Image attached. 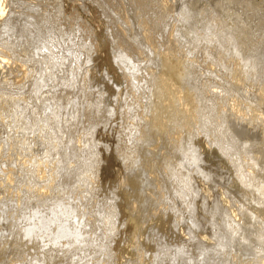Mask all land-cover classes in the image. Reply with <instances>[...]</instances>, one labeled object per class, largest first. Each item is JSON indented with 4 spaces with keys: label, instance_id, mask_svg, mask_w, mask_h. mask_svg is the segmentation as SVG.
I'll use <instances>...</instances> for the list:
<instances>
[{
    "label": "rangeland",
    "instance_id": "rangeland-1",
    "mask_svg": "<svg viewBox=\"0 0 264 264\" xmlns=\"http://www.w3.org/2000/svg\"><path fill=\"white\" fill-rule=\"evenodd\" d=\"M44 1H42L43 5L49 6L47 8L50 16L48 19L49 22L55 25L61 37L68 38V43L64 45L65 51L69 50L81 55L79 68L82 70V73L86 72L85 76H83V79L86 80V94L79 99L78 106H81L82 109L79 113L80 117L79 114L75 115L79 120V122H76L72 120L73 116L71 109L73 107V103L71 104V102L74 95L72 93L70 95L69 93H64L61 91V87L56 85L57 78L62 73V64L69 65L68 61L60 56H50L49 62H46L45 57L42 55V50L30 59L25 57H23V59L21 58V60L26 59V62L29 63L27 66L30 67L32 74L27 76L24 80L18 78V84L29 85L28 82L31 84L34 78L37 79V68H54L52 76H45L46 84L44 86H35V88L33 84L32 88L29 90L32 94L31 96L36 98V108L39 106L41 107V105L48 100H50V108L46 111V115H40L43 114L41 111L42 107L38 109V113L36 114L31 112L30 118H32V123L26 120L23 122L16 115V113H21L19 109L22 108L21 105L19 106V104H17V102H21L19 101L20 97H16L18 99H16L15 105L19 107H15L11 123L10 119L4 120L3 123L0 122L3 126L0 128V200H4L8 195L12 197L13 195L29 196V199L32 197L31 195L34 196V192H29L26 187L27 183L34 182L32 180V171L34 172L33 166L40 162L45 165L44 167L48 170L47 176L40 182L36 181L34 183L36 185L39 183L42 187L49 185L51 190L48 195L54 196L56 200L66 203L75 209L74 213L77 214V218H73L74 224H80L85 230L83 233L85 238L81 240L76 248L74 245H70L68 241H62L61 245L63 246L57 247V252L53 254L50 264H69L68 260L74 258L73 254L75 252H82V254H85L89 264H171L177 261L178 263L176 264H264V212L260 213L261 209L264 208V141H262V129L255 126V129L251 128L252 131L255 132L254 134H246L243 132L241 136H239L240 139L237 136L238 132H231V129L226 131L225 134L221 133L222 131L220 133L217 131L218 126L224 128L226 122L228 120L230 121L229 117L231 116L227 113V109L232 108L230 105H233L235 101L241 102H237L235 105L237 104V106L241 108L243 106L242 110H244L247 115L244 118L247 120L250 118L251 120H249L252 121V123L255 122V125H258L261 119V113L264 115V91H258L256 93L254 91L256 89L264 90V67L259 68L253 63H247L248 59L246 58V60L244 56H241L244 59L240 58L239 51L230 49V42L227 40H216L213 32L214 29L211 28L212 30L210 29V32L208 31L207 34L201 35V44L192 40L195 36L192 31L185 32L186 35L184 33L181 42L174 43L176 48L174 47L175 49L172 54L176 52L174 54L175 58L182 57L183 60L188 58L193 61L196 59L194 61L195 63H192V66L189 68L192 72L193 81L189 83H180L181 90H184L177 102L178 108L188 113L190 128L187 125L185 128L179 126L180 129L177 128V126H169L165 129L167 134L166 138L170 139L173 134L180 133L179 138H182L180 144L183 143V145H181V147H183L181 150L184 153V168L181 169L180 166L176 165L175 172L177 173H175V177L171 179V175H169V178H167L170 182L172 180L174 181L172 184L174 188H176L175 193L173 195L165 193V195L160 198L158 185L159 182H161L159 180H162V178L161 176H155L153 185L149 188L150 190H145L147 191L145 194L149 193L148 195H151L153 193L154 196L156 195V198L158 197L160 199L151 202L143 208L140 200L134 199L132 196V194L134 195V189L129 187L126 183L129 176L147 177L146 172L142 174L139 173V170L134 166L135 164L132 163L131 160L133 155L136 154L137 147L140 146L139 143L143 144L142 140H145L138 134V130L133 131L136 128L135 123L139 125L142 124L140 127L141 129L143 126L146 130L149 129V123L147 126L144 125V119H151V117L148 116L150 97L148 98L149 92L147 89H138L134 86V83H140L138 81H141V79L143 81L145 78V80H154V82H159L158 80H160V78L162 80L169 79L168 76L160 71L159 67H156L158 66L157 60L152 62L149 58L154 55L157 57H165L167 53H170L168 50L170 43L168 39L164 40V38H167L166 31L168 29V27H165V24L167 22L171 24L174 21L175 25L178 26L179 23L176 19L180 10L179 7L181 4L188 3L194 12L199 13L203 11V13L208 16L205 14L203 15L210 17V19L211 16L215 18V15L218 16L220 14L221 16L219 15L220 17H217L219 20L216 19L220 23L222 21V25H225L226 21H233L234 24L232 25L234 27L229 26L228 28L231 29V31L234 29L237 31L239 30L237 28H241L243 25L245 28L250 25V34H248V29L244 27L241 29V31H246L245 34H247V36L249 35L248 39L252 37V39L248 41L245 35V42L248 44H244L250 47L248 46L250 43L256 44L261 40L262 45L260 48L264 49V0H253L255 1V3L253 2L254 5H251L252 0H247V2L246 0H237V4L235 0V5L238 7H235V13L233 12L234 10L232 11L235 6L233 5V0V3H229L230 7L233 6L231 7L232 9L230 8L231 13H229V11L227 12L228 9L224 11L226 8L225 6H227L226 4H228L230 0H168L169 4L174 6L170 14H166V12L164 13L162 10L161 5L163 0H146V2L148 1V8L146 10H133L134 8L131 10L127 4V0H123V2L122 0H48L49 4H47L46 0ZM242 2L243 5L240 6ZM19 3L21 2L19 1ZM261 3L263 6H261L262 10L259 6ZM117 4H126V8H120L119 13L115 11ZM149 6H151V8H149ZM216 6L217 9L221 7L223 10L220 8L218 9L220 11L217 12V9H214ZM223 6L225 8H223ZM239 6L242 8H239ZM244 6L251 7L253 10L245 8ZM254 6L260 9L258 10L259 12L263 11L260 12L263 14L260 15V13L255 10L256 8H254ZM139 10H143L145 13ZM221 10L224 12L221 13ZM254 10L257 12V16ZM110 11L111 13H109ZM237 11L240 12L238 13ZM253 11L255 16L252 14ZM116 12L119 15H117ZM232 13L234 15H232ZM240 13L241 15L243 13V15L240 18V22H238V17L241 16L239 15ZM147 14H149V16ZM124 15H126V17ZM132 15H134V17ZM228 15L229 17L230 15L234 16L232 18H235V21H231L230 19L232 18L230 17L229 19ZM250 16L253 17L254 21H251ZM161 17L163 20H161ZM221 18L223 19L221 20ZM245 18L250 19L249 22L251 21L254 24L249 22L244 23L242 20L246 21ZM127 19L129 23L126 22ZM261 19L262 21H260ZM121 20L122 22L124 20V23L126 22L125 25L120 23ZM236 21L238 22L237 24H235ZM246 23L247 25H245ZM154 26H156L157 29ZM131 28L132 31L130 30ZM161 28L163 30L162 32ZM113 31H117L120 34L125 33L122 35L125 38V42L128 40L127 42L130 43L128 44L132 46L131 48H134L133 53L136 55L138 54V58H141L138 59L137 56H135V59H128L126 55L124 56L122 47L118 45V42L115 41L113 37ZM17 37L13 36L11 40L14 41ZM75 37L77 38L75 43H69V39H74ZM204 37L207 38L204 39ZM209 45H211V47ZM251 46L253 48L254 44ZM252 48L250 47V49ZM211 49L212 51H218L220 54L219 56L223 57L221 58L223 60L220 62L211 60L209 58L210 53L208 52V50L211 51ZM119 51H122V55ZM29 53L34 55L30 50ZM250 53L251 51H246V54ZM122 58L124 59L122 60ZM130 60L133 66L134 64H138L136 67L137 69L140 65L138 69L139 72H136L138 77L137 80L135 77L127 75L131 70L121 69L123 66H127V64L131 65L130 62L126 63V61ZM133 60L136 61V63H134ZM235 62L237 67L234 64ZM184 65H186V62H184ZM179 67H181L180 70L183 69L181 62ZM253 67L256 68L254 69ZM261 70L262 74H260ZM0 72V86L4 85L3 81L7 78L16 75L20 76L16 72L12 73L8 70L0 69ZM125 76H129L128 79ZM81 77L82 75L80 74L79 79H81ZM129 80L130 83H128ZM47 82L49 86H47ZM184 84L185 86H183ZM141 85L142 84H139L138 86ZM18 86L19 85H17V87ZM191 86H194V91L190 89L192 88ZM17 87L14 86L13 89ZM189 89L191 92L188 91ZM188 93H190V96ZM190 97H192V99ZM44 99L47 100L41 103ZM27 100L28 104H30V99L28 98ZM210 101H213L214 104L217 102V104H215L217 106L223 105V111H217V108L207 111L205 104ZM128 104H133V107L136 106L135 110H130V112L127 113ZM1 105L0 103V106ZM225 105L229 106L226 107ZM98 106L100 109H97ZM251 107L252 110H254L253 112L250 111ZM102 108L108 112L105 114L106 117L104 114L98 117L99 112L97 110H102ZM135 111L141 113L142 121L137 118L138 115L135 114ZM3 112L4 114H2L4 117L6 115L4 109ZM254 112L259 115V118L258 115L256 117ZM197 114L199 115L200 122L205 121L204 129L201 123L197 124L196 122L198 119ZM25 116H23V119ZM102 116L104 118H102ZM186 122L188 124V120ZM29 123H31V126L27 125ZM25 124L27 127L23 128ZM65 124H70V126H72L73 131L69 134L64 132L68 129ZM232 124L234 123L230 122L229 126ZM189 129L192 131L191 133H193V136L190 135ZM235 129L239 131L240 127L235 125ZM129 132H131V135ZM134 137H137V141ZM140 137L141 139L139 140ZM79 138H81L82 143H86V149L95 143L94 146L96 147V151L98 150L91 156L86 153V160L81 158V162L79 159L75 158V148L79 146ZM244 138H250V140L245 141ZM56 140L60 141L61 149L69 148L72 150L71 155L67 154V157L63 159L57 152L58 149H56V147L58 141ZM186 140H189L190 144L187 143L189 146L186 144ZM219 140L222 141V145H220ZM156 143L157 139L150 141V146L148 145V147L150 149L156 147L162 156L166 155V150L161 149V146ZM32 150L35 155L31 157L30 153ZM138 153H141L140 148L138 149ZM128 155H130V157ZM256 157H260L259 160H257ZM39 158L41 159L39 160ZM252 158H255L257 161L255 166L250 164L253 162V160H251ZM96 163H98V165ZM169 164L171 166L172 162ZM161 165H163L162 168H164V166L168 164L163 163ZM97 166H99V168ZM8 167L13 169V174L15 175V180L12 181L13 183L6 181V175H8L6 173L12 171L8 169ZM63 168L70 171V173L65 174L66 177L69 176L66 179V186L60 187L57 184L58 181L52 184L51 176L53 174L57 176L59 171ZM160 168L157 171L158 175L161 173ZM170 169L171 168H169V170ZM97 170H99V172ZM27 171L29 176L26 175ZM96 171L97 177H95L93 173ZM251 172L257 174L256 181L248 179L250 184H246L241 178V175L244 177L246 173L250 174ZM171 173L172 171L167 172V174ZM246 177L249 178V176ZM80 181L84 184H79ZM236 181L239 188L234 185ZM162 185L164 186L163 182ZM80 186H82V188ZM83 187L91 191L93 190V196L91 197L94 204L102 208H111V212H116L117 215L115 216L116 220H114V222L109 219H105L101 222L100 216L102 213H98L97 218L93 216L95 212L93 213L90 208L88 210L86 207L87 202L81 199V195L85 194V188ZM183 192L185 193L182 194ZM109 195L110 199L108 197ZM112 198H114L113 201ZM115 203L118 208L117 210L112 209V205ZM133 203H135L134 205L141 212L140 217L134 215L135 210H133ZM12 215L13 212L9 213L7 218L11 219L13 217ZM93 219L96 222L94 225H91L93 226L91 227L88 225V221ZM3 223L4 222L0 219L1 228ZM16 230L17 228H15V232ZM95 235L100 236L97 240L98 246H94V244L90 243V238H93ZM105 235L108 237L110 236L111 239L106 240L108 237ZM110 240L112 242L109 246L108 241ZM16 243L17 241L14 236L9 235L6 231L0 234V248L5 249V252L0 255L1 264H33L31 261L33 259L32 255L35 252L42 251L41 249L45 252L50 250L47 241L43 242L46 244L45 246L41 244V247L36 248L35 251L28 250L26 247L24 250H20ZM164 246L167 248L162 250L161 248ZM174 248H178L180 251L175 253L173 252ZM30 252L32 254L29 255ZM174 259H176V261H174Z\"/></svg>",
    "mask_w": 264,
    "mask_h": 264
},
{
    "label": "bare ground",
    "instance_id": "bare-ground-1",
    "mask_svg": "<svg viewBox=\"0 0 264 264\" xmlns=\"http://www.w3.org/2000/svg\"><path fill=\"white\" fill-rule=\"evenodd\" d=\"M19 1L21 3H19ZM42 1H44V0H0V69L1 70H8V71H10L12 73L16 72L17 74L20 75V76L16 75L14 77L9 75V76H11V78H7L5 81H3L4 85L0 86V103L2 104L0 106V117H1L0 118V120H1L0 122H2V123L6 119H10V123H11V120H12V117H13V111L15 112V107L18 106V105H15V102L17 101L16 99H18L16 97H20L19 101H21V102L20 103L17 102V104H19V106L20 105L22 106V108L19 109V110H21V113H19V114L16 113V115L23 122H25L24 120H26L27 122H31V119H32V118H30L31 117V112L33 114L34 113L36 114V113H38V109H40L41 107H42L41 111H42L43 114H40V115H46V111L49 110V108H50L49 107L50 106V103H49L50 100L45 102V100H47L48 98L44 99L43 101H41V103H44V102L45 103L42 104L41 107L39 106L38 108H36L35 107L36 106V104H35L36 103V98H33L31 96L32 94H31V92L29 90L32 88L33 84H34V87L35 86L36 87L44 86L46 84L45 76H47V75H51L52 76L53 69H54L53 67H52V69L50 67H49V69H47V68L46 69H40V68L34 67V68H37L36 71H37L38 78L37 79L34 78V80H33V82L31 84L28 82L29 85L18 84L19 81L17 80L18 78H21V80H24L27 76L32 74L30 67L27 66L29 63L26 62V59L25 60H21V58L23 59V57H25L27 59L28 58L30 59L31 57L37 55V53L39 51H41V50L43 51L42 55L45 57V61L46 62H49V57L50 56H54V57H59L60 56V57H63L64 59H66L68 61L69 65L62 64V73L57 78V84L56 85L60 86L61 87V91H63L64 93H69V95L72 93L74 95L72 97V102H71V104L73 103V105H72L73 107L71 108L72 109V116H73L72 120H75L76 122H79L77 116H75V115H78L80 113V110L82 109L81 106L80 107L78 106L79 99H80V97H83L86 94V89H87V86L85 87V84H86L85 81L86 80L83 79V76H85L86 72L82 73V70L79 68L81 55L80 54H76V53H74L72 51H69V50L65 51L64 45L66 43H68V41H67L68 38L67 37H64V38L61 37L59 32L57 31L55 25L53 23L49 22L48 19L50 18V16H49V13H48V10H47V8L49 6H46L45 4L43 5ZM46 1H47V4H49L48 0H46ZM122 2H123V0H122ZM147 2H146V0H127V4H128V6H129V8L131 10L133 8H134L133 10H135V9L136 10L137 9L146 10L148 8L147 7ZM230 2H232V0H230L228 2V4H226L227 5V6H225L226 8L223 6V8H225L224 11H226L228 9L227 12L229 11V13H231V9H232L231 7H233V6H231V7L229 6ZM233 2H234L233 5H235V0H233ZM246 2H247V0H246ZM253 2L255 3V1L252 0L251 1V5L253 4ZM236 4H237V0H236ZM24 5H25V7H24ZM193 5H194V3H193ZM242 5H243V2L241 3L240 6H242ZM240 6H239V8H242ZM259 6H260V8L262 10V7H263L262 3ZM124 7L126 8V4L125 5L117 4L116 7H115V11L119 12V9L120 8H124ZM161 7H162V10L164 11V13L166 12V14H170L171 13V9L174 8L173 5L169 4L168 0H163ZM190 7L191 6L188 3H186V4L184 3V4L180 5V7H179L180 10L178 12V16H177V19H176L177 22L179 23L178 26L175 25L174 21L171 24H169L168 22L166 23V21H165V23H166L165 27L166 28L168 27V29L166 31L167 32V34H166L167 38L166 39L164 38V40L168 39V42L170 43L169 46L167 45L168 46V50H169L170 53H167V55L165 57L164 56L163 57H157L156 55L149 57L150 60H152V62L157 60V62H158L157 65L158 66H156V67L157 68L159 67L160 71H162V73L164 75L168 76L169 79L168 80H162L160 78V80H158L159 82H154V80L153 81L145 80L146 79L145 78L143 81H142V79H141V81L139 80L138 82H140V83H134L133 82L134 86H136V88H138V89H142V88L147 89L148 92H149V93L147 92L148 95H149L148 98L150 97L149 98L150 103H149V106H148V111H149L150 115L148 114V116H150L151 119L150 120H148L149 118L148 119H144L145 124L142 122L146 126L149 123V129L146 130V128L144 126H143L144 129H143V127L141 129L140 127L142 126V124L139 125L138 123H135V127L136 128L133 131L138 130V132H139L138 134H140V136H142V138H144L145 140L144 141L142 140L143 144L139 143V141H138L140 146H138L137 148L138 149L140 148L141 153H138V149H137L136 150V154L133 155L132 160H131L132 163L135 164L134 166L137 167V169L139 170V173L142 174V173L146 172L147 173V177H143V176H138V177H134L133 176V177H131V176H129L127 178V180H126L127 185H129V187H132L134 189L133 190L134 191V195L131 192L133 198L137 199V200H140L143 208H145L151 202H153L155 200H158L161 197H163L165 195V193H167L169 195H173L175 193V189H176V188H174V186L172 184L174 181L172 180L170 182L167 178H169V175H171V179L175 177L174 175H176L175 173H177V172H175L176 165L180 166L181 169L184 168L183 167L184 153L181 150V148H183V147H181V145H183V143L180 144L181 141H182V138H179L180 133L179 134H176V133L173 134V136L169 139V138H166L167 134H166L165 129L167 127H169V126H171V127L172 126H175V127L177 126V128H179V126H180L182 128H185V126H187V125L190 128V125H189L190 122H189V119H188L189 115H188V113L185 110L178 108V105H177L178 103L177 102L180 99V95L182 94V92L184 90V89L181 90L180 83L181 82H188L189 83V82L193 81L192 72H191V70L189 68H190V66H192V63L193 64L195 63L194 61L196 59L193 61L192 59L189 60L188 58L186 60H183L182 57L175 58L174 54L176 52L172 54V52L176 48L174 43L179 42V41L181 42V39H183V37H184V33L187 32V31H192L195 34L194 38L192 37L193 38L192 40H194L197 43L201 44L200 43L201 42L200 41L201 35L202 34H207L208 31L212 28V29H214L213 32H214L215 39L216 40L217 39H221V40L224 39L225 41L227 40L228 42H230V49L239 51L240 58H242L244 56L245 59L246 58L248 59V60L246 59L248 61L247 63H250V64L253 63V64L257 65L259 68H263L264 67V65H263V61H264V53H263L264 51L263 50L264 49L260 48L261 45H262V41L259 40V41H261V42H259L257 40L258 42L256 44L253 43L254 44L253 48L251 46L253 44L250 43L248 45V46H250L252 48V49H250V47L246 46V44H248V43L245 42V37L247 36V34H245L246 31H244V30L241 31V29H243V27L245 28L244 25L241 26V28L240 27L239 28L236 27L237 29H239L237 31H235V29L232 30V31H231V29H228L229 26L231 27V26H233L232 24H234L233 21H232V20L235 19V18H232L234 16L230 15V17L232 18V19H230L229 15H228L229 19L232 22H227L226 21L225 25L223 24L224 25L223 26L222 25V21L220 23L218 21L219 18H217V17L221 16L220 14H219L220 16L219 15L218 16L215 15V18H213L211 16V19H210V17H207L208 16L207 14L203 13V11L197 13V12H194ZM235 7H236V5L233 7L232 11L235 9ZM244 7L245 8H249V7H246V6H244ZM111 8H113V7H111ZM149 8H151V6H149ZM220 8H218V9H220ZM236 8H238V7H236ZM254 8H256V7L254 6ZM105 9H106V7H105ZM214 9L216 10L217 6ZM218 9H217V12L220 11ZM249 9H251V7ZM106 10L108 11V9H106ZM143 10L142 11L139 10V11L143 12ZM236 10H239V9H236ZM245 10H248V9H245ZM251 10H253V9H251ZM255 10L258 11L260 9L256 8ZM224 11H222L221 13H223ZM254 11H253L252 14L255 16ZM263 11H264V8H263ZM263 11H260V12H263ZM117 12H116V14H117ZM233 12L235 13V10ZM109 13H111V11ZM143 13H145V12H143ZM213 13H215V12H213ZM116 14H114V15H116ZM203 14H205L207 16H205ZM261 14H263V13H260V15ZM117 15H119V14H117ZM147 15L149 16V14H147ZM223 15H226V14H223ZM232 15H234V14L232 13ZM236 15H237V13H236ZM239 15H241V13ZM242 15H243V13H242ZM242 15L238 17L239 21L236 18V20L238 22H240V18L242 17ZM121 16H122V14H121ZM121 16H120V18H121ZM124 16L126 17V15H124ZM132 16L134 17V15H132ZM256 16H257V12H256ZM262 16H260V17H262ZM244 17H243V19H244ZM113 18H114V16H113ZM246 18H247V16H246ZM246 18H245L246 21L242 20L244 23L245 22H249V20H250V19H246ZM222 19L223 18H221V20ZM226 19L228 20L227 16H226ZM161 20H163V18ZM252 20L254 21L253 17H251V21ZM256 20H255V22H256ZM237 21H236L235 24L238 23ZM251 21L249 23H253ZM260 21H262V19ZM126 22L129 23V20L127 19ZM120 23L121 24L123 23L125 25L124 20H123V22L121 20ZM163 23H164V21H163ZM260 24H262V23H260ZM245 25H247V23ZM238 26H239V24H238ZM249 26L250 25H248L247 28H245V29H248V34H250L249 33ZM154 27H156V26H154ZM156 29H157V27H156ZM130 30L132 31V28ZM152 30H153V28H152ZM19 31H20V33H19ZM162 31L163 30L161 28V32ZM258 31H260V30H258ZM127 32H129V31H127ZM158 33H156V34H158ZM112 34H113V37H114L115 41L118 42V45L120 47H122L124 56L126 55L128 57V59H135V56H137V58H138V54L136 55V54L133 53V49L134 48H131L132 46L129 45L130 43L127 42L128 40L125 42V38L122 36L125 33L120 34L117 31L116 32L113 31ZM160 34H162V33H160ZM164 34H165V32H164ZM188 34H189V32H188ZM262 34H263V32H262ZM129 35H130V33H129ZM185 35H186V33H185ZM13 36H16V37L18 36V37L15 38L14 41H13V40H11V38ZM248 36H247L246 39H248ZM160 37H163V36H160ZM209 37H213V36H209ZM206 38L204 37V39H206ZM249 39H252V37L249 38ZM249 39H248V41H249ZM15 40H17L18 42L15 41ZM76 40H77L76 37L74 39H69V43H73V42L75 43ZM162 40H163V38H162ZM130 42H131V40H130ZM254 42H256V41H254ZM244 43H246V44H244ZM209 46L211 47V45H209ZM204 48H206V47H204ZM216 48H218V47H216ZM219 49H220V47H219ZM246 49H248V50H246ZM29 50L34 55H31L29 53ZM246 51H251V53L250 54H246ZM208 52L210 53L209 54V58L211 60H215L217 62H220L221 60H223V59H221L223 57L219 56L220 54L218 53V51H216V50L212 51V49H211V51L208 50ZM118 55H120V54H118ZM121 55H122V53H121ZM140 56H142V55H140ZM139 58H141V57H139ZM123 59L124 58H122V60ZM145 59H147V58H145ZM225 59H226V57H225ZM242 59H244V58H242ZM122 60H120V61L123 62ZM127 62L131 63V60L130 61H126V63ZM180 62L182 64V66H183L182 70H180L181 67H179ZM184 62H186V65H184ZM134 63H136V61H134ZM137 63H139V62H137ZM59 64H61V63H59ZM234 64L236 65V62ZM73 65H75V66H73ZM235 65H232V66H235ZM137 66H138V64H134V66H133L132 63H131V65L127 64V66H123L121 69L131 70L130 73H128L127 75H129L130 77H135V79L137 80L138 77H137V73L136 72H139L138 69L140 68V65H139L138 69L136 68ZM236 67H237V65H236ZM253 68L255 69L256 67H253ZM261 72H262V70L260 71V74H262ZM8 74H10V73H8ZM80 74L82 75L81 79H79V75ZM125 77H127V76H125ZM128 77H127V79H128ZM152 82H153V84H152ZM128 83H130V80H129ZM80 84H82V85H80ZM139 84H142V85L138 86ZM185 84L183 86H185ZM17 85H19V86L17 87ZM14 86H16L17 88L13 89ZM47 86H49L48 82H47ZM8 87H10V88H8ZM191 87L192 88H190V89L192 91H194V89H195L194 86H191ZM182 88H185V87H182ZM187 88H188V86H187ZM190 89L188 91H190ZM258 91L259 92H263L264 90L263 89H256L254 92L256 93ZM140 93H142V92H140ZM142 94H144V93H142ZM189 94L190 93H188V95ZM191 94H193V93H191ZM137 97H138V95H137ZM192 97H193V95H192ZM192 97H190V98L192 99ZM28 98L30 99L29 100L31 102L30 104H28V102H27ZM141 98H142V96H141ZM194 98H196V97H194ZM230 101H232V100H230ZM97 102H99V101H97ZM97 102H96V104H97ZM140 102H141V100H140ZM188 102H189V100H188ZM237 102L238 101H235V103H237ZM132 103H135V102H132ZM219 103H218V105H219ZM235 103L233 105H230V106H232V108H228L227 109V113H229L230 116H231V117H229L230 121L228 120L226 122L224 128L218 126V128H217L218 130L217 131H219V133L222 131L221 133L225 134L226 131H229L231 129V132L232 131L238 132L237 136L239 138V136H241V134L243 132L246 133V134H248V133L254 134L255 132H253L251 128L255 129V126H257V128H261L262 129V133H263L262 141H264V115L261 113V115H260L261 119H260L258 125H255V122L252 123V121H250L251 120L250 118H249L250 120L249 119L247 120V119L244 118L247 115H246L245 111L242 110L243 106L241 105L242 106V108H241V107L237 106V104L235 105ZM238 103H241V102H238ZM90 104H92V103H90ZM215 104H217V102ZM215 104L213 103V101L212 102L211 101L210 102H206V104H205L206 110L207 111H211V110L217 108L218 109L217 111H220V112L223 111V109H222L223 105L222 106H220V105L217 106ZM133 106L134 105L132 104V105H129V107H127L128 108L127 109V113L130 112V110H135L136 106L135 107H133ZM228 106H226V107H228ZM17 108H16V110H17ZM103 108H105V107H103ZM103 108H102V110H97L99 112V113L97 112L98 113V117H100L102 114L105 115L106 113H108L105 110L106 108L105 109H103ZM3 109L6 112V115L4 117H3V114H4ZM25 109H26V112H25ZM97 109H100L99 106H98ZM245 110H246V108H245ZM250 111H252V112L254 111V110H252V107H251ZM254 113H251V114H254ZM135 114L138 115L137 118H139L140 120L142 119V116H141L140 112L135 111ZM202 114H204V113H202ZM22 115L23 116L26 115L24 117V119H23ZM255 115L257 117L258 114L255 113ZM201 116H204V115H201ZM79 117H80V114H79ZM105 117H106V115H105ZM248 117H250V116H248ZM102 118H104V117L102 116ZM251 118H252V116H251ZM258 118H259V115H258ZM254 119H255V117H254ZM254 119H253V121H254ZM257 119H256V121H257ZM133 120H135V119H133ZM187 120H188V124L186 122ZM196 122H197V124L201 123L202 128L203 129L205 128V121L200 122L199 121V115H198V119L196 120ZM230 122H233L234 124L229 126ZM31 123H29L27 125L31 126ZM27 125L25 124V126L23 128H26ZM235 125L240 127L239 131H237L235 129ZM1 126H2V124L0 123V128H1ZM65 126H67V128H68L67 130L64 131L65 133L69 134L70 132L73 131L72 130V126H70V124H65ZM64 129H65V127H64ZM149 131H151V132H149ZM188 131H189L190 135L193 136V133H191L192 131H190V129ZM93 132H94V130H93ZM174 132H175V130H174ZM130 133L131 132H129V134ZM168 133H169V131H168ZM257 133H259V132H257ZM130 135H127V136H130ZM136 138H135V140H136ZM140 139H141V137L139 138V140ZM155 139H157V143L156 144L161 146V149H163V150L165 149L166 150V155H163L164 157L160 154L159 150L156 149V147L154 149H150L148 147L150 141H153ZM251 139H253V138H251ZM246 140H250V138H246L245 141ZM56 141H58V140H56ZM78 142H79V146L75 148V151H76L75 152V158L79 159L80 162H81V160H80L81 158H84V160H86L85 157L87 156V154L89 156L95 154V151H96V147L94 146L95 143L92 146H90L89 148L86 149L85 148L86 143L85 142L82 143L81 138L78 139ZM219 142H220V145L223 144L222 141L219 140ZM187 143L190 144L189 140H186V144ZM61 148L62 147L60 145V141H58L56 149H58L57 152L62 156L63 159L65 157H67V154L71 155V151L72 150H70L69 148H66V149H61ZM125 149H127V148H125ZM162 154H164V153H162ZM34 155L35 154H33V150H32V152L30 153V156L32 157ZM128 156L130 157V155H128ZM34 158H32V159H34ZM41 158H39V160ZM259 158L256 157L257 160H259ZM256 159L255 158L251 159V160H253V162L250 161L251 162L250 164H252V166L256 165V162H257ZM245 161H246V158H245ZM99 162H101V161H99ZM170 162H172L171 166L169 164ZM163 163L168 164V165L164 166V168H162L163 165H161V164H163ZM96 164L98 165V163H96ZM44 166L45 165L41 164V162L39 164L37 163V165L33 166L34 172L32 171V177H33L32 180L34 182H36V181L40 182L41 180H43L47 176V171L48 170ZM131 166H132V164H131ZM134 166H133V168H134ZM168 166H170V167H168ZM97 167L99 168V166H97ZM159 168L161 170V173H159V175H158L157 171H158ZM169 168H171V169L169 170ZM8 169H10L12 171H9L8 173H6L8 175H6L7 176L6 177L7 180L6 179L5 180L10 183L13 180H15V178H14L15 175L13 174V169H11L9 167H8ZM97 171L99 172V170H97ZM97 171L93 172L95 174V177H97ZM168 171H172V173L171 174H167ZM66 173H70V171H67L66 168H63V169H61L59 171L57 176L56 175L54 176V174H53L51 176L52 184L55 181H58L57 184L60 187L66 186V182H67L66 179L69 177V176L68 177L65 176ZM182 173H180V174H182ZM26 175L29 176L28 175V171L26 172ZM59 176H60V178H59ZM155 176H159V177L161 176V178H162V180L161 179L159 180L161 182H159V185H158V189H159L158 191L160 193L159 194L160 198H158V197L156 198L155 197L156 195L154 196L153 193L152 194L150 193L151 195H148L149 193L145 194V192H147L145 190L149 189L153 185V181H155ZM180 176H182V175H180ZM246 176H249V178H247ZM165 178H166V180H165ZM241 178L243 179V181L246 184H250V181L248 179L256 181L257 174L255 172H251L250 174L246 173L244 177L241 175ZM27 179H29V178H27ZM97 179H99V178H97ZM85 181H87V180H85ZM34 182L33 183H27V186H26L27 190L29 192H34V196L31 195L32 197L30 196L31 197L30 199H29V196L24 197V196H19V195L18 196L17 195L16 196L13 195V197H12L11 195L7 194L8 196L4 200H0V212H1L0 213V219L4 222L2 228L0 227V234L6 231L9 235L14 236L15 240L17 241V243H16L17 247L20 250H24V248L26 247V249H28V250H34L35 251L36 248H40L41 247V244H42V246H45L46 244L43 243V242L47 241L48 245L50 247V250L45 252V251H43V249H41L42 251L35 252L32 255V257H33L32 261L31 260L30 261L33 264H50L53 254L57 252V247L63 246V245H61L62 241H68V243L70 245H74V247L76 248V247H78V245L81 242V240L85 238V235L83 234L85 230L81 227L80 224H78V225L74 224L73 218H77L76 217L77 214L74 213L75 209H73L70 205H67L66 203H63L61 201L56 200L54 196L48 195V194H50V190H51L49 185H47L46 187H42V185H40L39 183L36 185ZM162 182L164 183V186L162 185ZM81 183L82 182L80 181L79 184H81ZM156 183H157V181H156ZM236 183H237V181L234 183V185H235V187H238L239 185H237L238 183L237 184ZM83 184L84 183H82V185ZM124 184H125V182H124ZM7 186H8V184H7ZM80 187L82 188V186H80ZM83 188H85L84 189L85 194L81 195V199H84L85 202H87L86 207H87L88 210L90 208V210L93 211V213L95 212V214L93 215V213H92V215L97 218L98 217V213H102V215H101L102 217L100 216L101 222H103L105 219L106 220L109 219L110 221L114 222V220H116L115 219V216L117 215L116 212L115 213L111 212L110 211L111 208L108 209V208L98 207L92 201V197L91 196H93V194H92L93 190L91 191V190H89L86 187H83ZM184 193L185 192H183L182 194H184ZM88 196H89V198H88ZM108 197L110 199V195ZM90 199H91V201H90ZM113 200H114V198H112V201ZM102 202H104V201H102ZM117 203H120V202H117ZM134 204L135 203H133V210H135L134 211L135 212L134 215L137 216V217H140L141 216V212L138 210V208ZM112 209H115V210L118 209L116 203L112 205ZM11 212H13V215H12L13 217L11 219H9V218H7V215H9V213H11ZM263 212H264V208L261 209L260 213H263ZM95 222L96 221L94 219L91 220V221H88V225L89 226L94 225ZM116 224H117V222H116ZM91 227H93V226H91ZM15 228H17L16 232H15ZM109 230H110V228H109ZM105 236L108 237L107 235H105ZM98 238H100L99 235H97V236L95 235L93 238H90V243L94 244V246H98V244H97ZM109 239H111L110 236L106 240H109ZM108 242H109V246H110L112 241L110 240ZM166 248L167 247L164 246L161 249L164 250ZM179 251H180V249H178V248H174L173 249V252H175V253H178ZM4 252H5V249L0 248V255H2ZM30 254H32V253L30 252L29 255ZM73 257L74 258L68 260L69 264H73V263L74 264L75 263L76 264H89V261H88L86 255L82 254V252H75L73 254ZM174 261H176V259H174ZM176 263H178V261L177 262H172L171 264H176ZM0 264H1V261H0Z\"/></svg>",
    "mask_w": 264,
    "mask_h": 264
}]
</instances>
